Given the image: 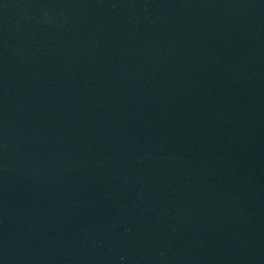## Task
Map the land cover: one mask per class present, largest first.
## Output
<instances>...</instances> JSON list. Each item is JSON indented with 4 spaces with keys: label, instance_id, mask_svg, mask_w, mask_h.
<instances>
[{
    "label": "water",
    "instance_id": "water-1",
    "mask_svg": "<svg viewBox=\"0 0 264 264\" xmlns=\"http://www.w3.org/2000/svg\"><path fill=\"white\" fill-rule=\"evenodd\" d=\"M0 264H264V0H0Z\"/></svg>",
    "mask_w": 264,
    "mask_h": 264
}]
</instances>
